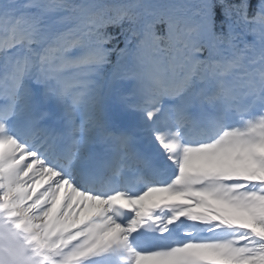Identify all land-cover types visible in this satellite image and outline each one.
Listing matches in <instances>:
<instances>
[{
  "label": "bare ground",
  "instance_id": "bare-ground-1",
  "mask_svg": "<svg viewBox=\"0 0 264 264\" xmlns=\"http://www.w3.org/2000/svg\"><path fill=\"white\" fill-rule=\"evenodd\" d=\"M12 35L14 37L18 36V34L14 31L12 32ZM13 38V36L11 37ZM4 39L5 41L9 40V37L0 38ZM2 40V41H4ZM2 46V44H0ZM0 133H2V139L0 140V150L1 148L7 147L9 145L18 146L11 138H9V135L5 133L4 128L0 127ZM19 155H13L12 161L10 165L7 167V171L9 172V177H5L4 172L5 170H0V206L5 209L6 211L11 212V217L15 221V223L18 225L20 230L22 231L24 238L30 245H35L38 248L44 249L46 253L49 255H53L55 253V247L59 244H56L52 238H51V231L53 224L51 219L48 222H43L39 220L40 218H35V214L37 213V207H34L35 204L40 200L39 197L43 194L44 190V183H42L40 186L35 185L32 181H28L26 179L27 175L29 174L31 166H36L37 162L33 161L32 164L28 162V158H31V154H29L27 151L20 150L18 152ZM31 164V165H30ZM35 176V174H31V177ZM57 177V173L53 172L52 175L49 177L50 183H48V187L50 189V192L53 193V199L50 200V203L56 204L54 210L56 211L57 215H62L64 217L67 216H73L79 213L80 209V215H86V214H93L98 211V213L102 211H106L107 204L105 198H90L88 201V210L86 213L80 208L79 206L75 208V210L69 215L67 212V209L64 205L65 203V194H68L69 191L73 190V184L70 181H67L66 179H63L61 183L58 185L55 182V178ZM16 180L18 181V186L20 187V192H16L13 189L10 188L12 185V181ZM53 185H52V183ZM155 196L151 193L145 195L143 197L144 202H149L152 199H154ZM29 200V202H28ZM34 204H33V203ZM71 202H76L75 199H72ZM33 205H32V204ZM45 203V201H44ZM62 206H60V204ZM31 204V205H30ZM42 208V207H41ZM40 209V208H38ZM98 228H94L91 231L93 233L98 232ZM109 236L106 239L105 234L102 235L100 232L97 233L98 236H100V242L99 245L103 246V248H106L110 246L111 244L116 242L118 240V233L115 234L112 232L114 231V228L110 226L107 229ZM122 231L120 229L117 230V232ZM149 259L157 260V257H148L145 259L147 264H167L163 260H159L158 263L149 262ZM60 264H66V263H60Z\"/></svg>",
  "mask_w": 264,
  "mask_h": 264
},
{
  "label": "rangeland",
  "instance_id": "rangeland-1",
  "mask_svg": "<svg viewBox=\"0 0 264 264\" xmlns=\"http://www.w3.org/2000/svg\"><path fill=\"white\" fill-rule=\"evenodd\" d=\"M18 181H16V180H14V181H12V185L10 186V188L11 189H13L14 191H18L19 192V186H18V183H17ZM44 196H48V194L47 193H45V195ZM41 203V201L39 202V204ZM38 204V205H39ZM43 212L42 211H38L36 214H35V218H44L45 217V215L46 214H42ZM228 250L230 251V252H234V249L233 248H231V247H228Z\"/></svg>",
  "mask_w": 264,
  "mask_h": 264
}]
</instances>
